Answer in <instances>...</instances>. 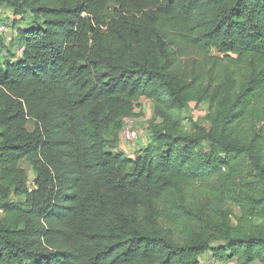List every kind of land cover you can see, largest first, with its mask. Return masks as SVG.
Wrapping results in <instances>:
<instances>
[{
    "label": "trees",
    "instance_id": "trees-1",
    "mask_svg": "<svg viewBox=\"0 0 264 264\" xmlns=\"http://www.w3.org/2000/svg\"><path fill=\"white\" fill-rule=\"evenodd\" d=\"M2 8L0 264H264V0ZM142 98L150 143L111 153Z\"/></svg>",
    "mask_w": 264,
    "mask_h": 264
},
{
    "label": "rangeland",
    "instance_id": "rangeland-1",
    "mask_svg": "<svg viewBox=\"0 0 264 264\" xmlns=\"http://www.w3.org/2000/svg\"><path fill=\"white\" fill-rule=\"evenodd\" d=\"M0 22H5V27L7 28L6 34H9L10 36V30L11 26L10 24L14 23V26L24 25L26 22L20 19L18 16H15L12 14V12L7 8H2L0 11ZM13 31V30H12ZM4 32V31H3ZM4 35V34H3ZM2 35V36H3ZM5 36V35H4ZM3 36L2 43L3 47L0 48V56L2 57V60H6L7 58L10 59L12 57V52H17L19 49V46L15 43L14 39L12 41V44L10 42L4 41L5 38ZM5 37H8L5 36ZM11 44V45H10ZM208 111V103L203 102L201 104L195 105V104H189L183 111V125L186 129L191 128L190 122H198L201 125L207 127L209 124L205 120L206 112ZM153 114V108L150 101L142 98L139 101V106L136 109V115L132 118L131 121H133V127L137 133L138 140L131 142L129 144H120L112 149L109 150L111 153H117V152H127L129 154H132L133 151L139 152L138 150L142 147H145L147 144L150 143V137L148 133V123L151 120ZM20 167L24 169L30 187H32V182L35 177V173L31 169V167L25 163L21 162ZM201 262L203 264H223L222 262L213 261L211 258V254L207 253L206 255L201 257Z\"/></svg>",
    "mask_w": 264,
    "mask_h": 264
},
{
    "label": "built area",
    "instance_id": "built-area-1",
    "mask_svg": "<svg viewBox=\"0 0 264 264\" xmlns=\"http://www.w3.org/2000/svg\"><path fill=\"white\" fill-rule=\"evenodd\" d=\"M5 29L4 25L0 26V32H3ZM120 139L122 144H129L138 139L137 133L133 127V123L130 119L124 121V124L120 130ZM3 214V209L0 208V215ZM228 264V263H226Z\"/></svg>",
    "mask_w": 264,
    "mask_h": 264
},
{
    "label": "clouds",
    "instance_id": "clouds-1",
    "mask_svg": "<svg viewBox=\"0 0 264 264\" xmlns=\"http://www.w3.org/2000/svg\"><path fill=\"white\" fill-rule=\"evenodd\" d=\"M20 52H21V50L19 49V50H18V53L20 54Z\"/></svg>",
    "mask_w": 264,
    "mask_h": 264
},
{
    "label": "crops",
    "instance_id": "crops-1",
    "mask_svg": "<svg viewBox=\"0 0 264 264\" xmlns=\"http://www.w3.org/2000/svg\"><path fill=\"white\" fill-rule=\"evenodd\" d=\"M134 152V151H133Z\"/></svg>",
    "mask_w": 264,
    "mask_h": 264
}]
</instances>
